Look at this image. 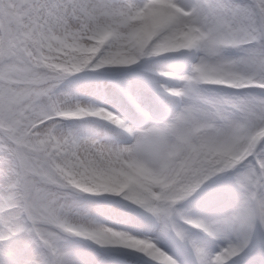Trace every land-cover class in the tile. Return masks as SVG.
<instances>
[{
	"label": "snow or ice",
	"instance_id": "6c2138e0",
	"mask_svg": "<svg viewBox=\"0 0 264 264\" xmlns=\"http://www.w3.org/2000/svg\"><path fill=\"white\" fill-rule=\"evenodd\" d=\"M0 264H264V0H0Z\"/></svg>",
	"mask_w": 264,
	"mask_h": 264
}]
</instances>
